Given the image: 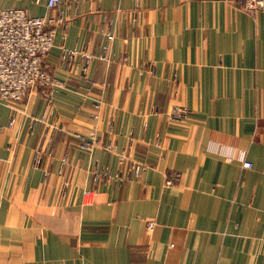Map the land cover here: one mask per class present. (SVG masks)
Listing matches in <instances>:
<instances>
[{"label": "crops", "instance_id": "obj_1", "mask_svg": "<svg viewBox=\"0 0 264 264\" xmlns=\"http://www.w3.org/2000/svg\"><path fill=\"white\" fill-rule=\"evenodd\" d=\"M1 6L58 21L42 65L55 86L0 102V264H264L263 13L225 0ZM62 49L95 58L68 65ZM175 106L185 118L169 119ZM121 153L146 163L140 178L95 180L105 167L129 178Z\"/></svg>", "mask_w": 264, "mask_h": 264}, {"label": "built area", "instance_id": "obj_2", "mask_svg": "<svg viewBox=\"0 0 264 264\" xmlns=\"http://www.w3.org/2000/svg\"><path fill=\"white\" fill-rule=\"evenodd\" d=\"M2 1L0 0V102L16 104L24 99L33 86L39 85L47 89L55 86L54 78L44 72L42 65L54 45L55 26L58 20L53 14L31 16L23 8H3ZM225 1L234 4L251 16L264 14V0ZM61 3L62 0H45L48 12L56 11ZM113 39L114 36L107 33L106 40L101 47L100 58H105V53ZM76 58L88 63L95 56L85 51L62 49L64 63L72 64ZM186 111L184 107H174L169 115L171 118H178ZM32 122L38 121L34 119ZM13 124L14 119L12 118L8 125ZM39 160L40 158L37 157L38 162ZM242 167L251 168L252 165L248 161H242ZM102 174L108 176L106 171Z\"/></svg>", "mask_w": 264, "mask_h": 264}, {"label": "rangeland", "instance_id": "obj_3", "mask_svg": "<svg viewBox=\"0 0 264 264\" xmlns=\"http://www.w3.org/2000/svg\"><path fill=\"white\" fill-rule=\"evenodd\" d=\"M235 7L237 9L243 11L242 9L238 8L237 6H235ZM33 87H37V86H33ZM33 87H31V88H33ZM47 91H48V89H47ZM175 107H180V106H175ZM187 113H188V109H187L186 113L183 116H181V117L171 118L169 113H168V117H169L170 120H181V119L186 117ZM79 137L82 139V141H84L83 144L85 146H89V144H95V139H94V137L92 135H90L89 137H85V138L81 137V136H79ZM118 162H119L120 166L127 165V168H126L125 172H126V174L128 175L129 178L125 177V173L121 174L120 171H118V172H114L113 171L112 172L111 169L105 167V168L100 170L99 176H97V175L95 176L94 175V179L96 180V177H100V178L105 177L106 179L110 180V179H113L111 177H114V181H116L117 177H118V178H123L124 179L123 182H126V181H129L131 179H137V178L139 179L141 174L147 169L146 163H143L142 161H140V160H138L136 158H131L129 156V153H127V154L126 153H121L119 155V157H118ZM37 164H39V162H37ZM104 171H106L108 176H105V175L102 174V172H104ZM136 171H138V175H136ZM119 181H122V180L119 179Z\"/></svg>", "mask_w": 264, "mask_h": 264}]
</instances>
